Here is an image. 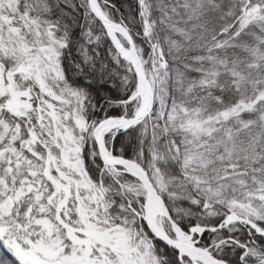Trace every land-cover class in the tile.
Masks as SVG:
<instances>
[{"label":"snow or ice","instance_id":"1","mask_svg":"<svg viewBox=\"0 0 264 264\" xmlns=\"http://www.w3.org/2000/svg\"><path fill=\"white\" fill-rule=\"evenodd\" d=\"M0 264H264V0H0Z\"/></svg>","mask_w":264,"mask_h":264}]
</instances>
